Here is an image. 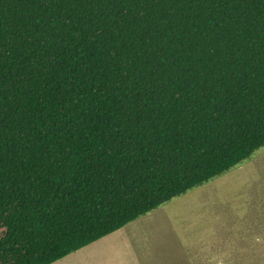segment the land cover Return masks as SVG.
<instances>
[{"label": "trees", "instance_id": "obj_1", "mask_svg": "<svg viewBox=\"0 0 264 264\" xmlns=\"http://www.w3.org/2000/svg\"><path fill=\"white\" fill-rule=\"evenodd\" d=\"M264 147V0H0V264H53Z\"/></svg>", "mask_w": 264, "mask_h": 264}, {"label": "rangeland", "instance_id": "obj_2", "mask_svg": "<svg viewBox=\"0 0 264 264\" xmlns=\"http://www.w3.org/2000/svg\"><path fill=\"white\" fill-rule=\"evenodd\" d=\"M53 264H264V147Z\"/></svg>", "mask_w": 264, "mask_h": 264}]
</instances>
